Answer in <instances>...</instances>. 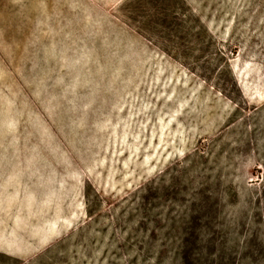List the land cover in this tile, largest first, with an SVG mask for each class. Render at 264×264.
Instances as JSON below:
<instances>
[{
    "label": "rangeland",
    "instance_id": "obj_1",
    "mask_svg": "<svg viewBox=\"0 0 264 264\" xmlns=\"http://www.w3.org/2000/svg\"><path fill=\"white\" fill-rule=\"evenodd\" d=\"M0 264H264V0H0Z\"/></svg>",
    "mask_w": 264,
    "mask_h": 264
},
{
    "label": "crops",
    "instance_id": "obj_2",
    "mask_svg": "<svg viewBox=\"0 0 264 264\" xmlns=\"http://www.w3.org/2000/svg\"><path fill=\"white\" fill-rule=\"evenodd\" d=\"M0 252L4 253L6 255H10V256H21L23 255V253H16L14 251H12L11 249L5 248V246H2L0 244Z\"/></svg>",
    "mask_w": 264,
    "mask_h": 264
}]
</instances>
